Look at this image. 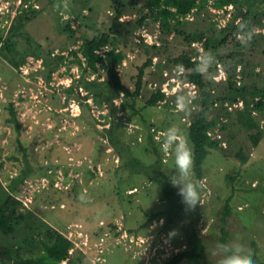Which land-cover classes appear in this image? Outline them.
<instances>
[{
  "label": "rangeland",
  "instance_id": "374dc122",
  "mask_svg": "<svg viewBox=\"0 0 264 264\" xmlns=\"http://www.w3.org/2000/svg\"><path fill=\"white\" fill-rule=\"evenodd\" d=\"M144 2L0 0V184L29 172L17 195L23 226L10 236L0 233V242L20 245L27 235L39 239L41 228L33 222L40 226L42 221L71 242L69 259L61 264H164L189 248L195 234L209 264H219L224 227L229 246L263 263L264 112L253 111L258 128L247 130L235 115L244 100L226 96L231 82L264 86V26L255 25L252 34H259L245 40L234 31L241 19L237 10L210 5L200 15L190 13L178 26L182 32L165 35L149 17L136 26L147 12L141 11ZM200 31L220 34L223 41L206 48L205 39H187ZM106 33L125 52L117 70L132 91L140 68L152 59L144 67L139 96L117 90L105 70H91L78 51L84 36ZM240 49L244 62L222 61L221 56ZM182 53L212 57L204 75L213 98L208 117L217 121L210 134L219 140L203 162L200 203L194 207L170 182L172 153L159 149L171 125L194 153L188 127L200 96L194 84L173 71V59ZM158 90L166 98L150 105ZM181 93L191 100L187 115L175 107ZM257 130L261 137L254 144L251 136ZM130 157L146 166L161 160L152 175L166 176L173 196H166L164 185L148 174L131 173L126 167ZM191 177L196 180L193 168Z\"/></svg>",
  "mask_w": 264,
  "mask_h": 264
},
{
  "label": "trees",
  "instance_id": "16d2710c",
  "mask_svg": "<svg viewBox=\"0 0 264 264\" xmlns=\"http://www.w3.org/2000/svg\"><path fill=\"white\" fill-rule=\"evenodd\" d=\"M214 6L216 8H224L231 5L235 8L239 15H241L240 22H238L234 31L241 33L238 30V25L243 22H247L248 29L253 32L255 25L264 26V0H145L142 5L141 11L146 9V13L143 12L141 18L138 20L136 26L145 22L146 18H152L154 22L159 23L160 31L165 35L171 33L174 30H178L185 22V19L190 13L200 15L206 11L208 6ZM145 13V14H144ZM119 15L121 13L119 12ZM238 15H235V18ZM185 20V21H184ZM135 26V27H136ZM179 26V27H178ZM70 32L74 35L76 31L71 29ZM178 32H182L181 29ZM259 34V33H258ZM253 33L252 35L257 36ZM219 35L206 36L205 32H194L188 34V40H204V45L208 48L211 42L220 43L223 40L219 39ZM253 37V36H252ZM236 39V38H235ZM0 41L2 36L0 35ZM82 44L78 51L81 53L84 62L91 70H97L102 68L105 70L109 82L119 91L125 95L139 96L142 89V82L144 77V67L151 64L150 58L139 70L136 88L132 91L126 86L121 77L118 74L117 67L120 65L124 58L125 52L119 50L116 47V39L110 34H102L94 37L84 36L82 38ZM102 51V53H100ZM77 53V51H76ZM244 53L240 50H235V53L228 54L227 56H221L222 61L229 58H238V62H244ZM237 60L234 61L232 69L237 67ZM79 62H83L78 60ZM199 61L198 58L182 53L181 55L173 59V63L177 66L180 65L184 72L179 77L182 80L194 84L199 92L200 102L198 106V112L191 118L188 127V136L191 140L194 148L193 153V172L196 180H199L203 176L202 165L209 153V148L216 147L219 140H215L210 130L216 125L215 120L209 119L208 112L213 105L212 92L210 90V82L206 79L204 73L201 74L195 71V65ZM243 73L244 70H242ZM229 94L226 96L231 100L240 97L244 100V108L235 112L237 115L238 124L245 127L247 130L253 131L258 128V122L253 115V111L264 112V86L259 87L257 84H244L241 87H236L234 82L229 83ZM166 98V94L161 90L156 91L148 103L155 105L159 101ZM229 113V112H227ZM16 127L18 129V123ZM224 127V125H222ZM261 134L259 130L251 136L253 143L258 144ZM243 161H246V156L240 154ZM2 164H0L1 168ZM126 167L131 173H146L149 178L155 182L164 185L166 196H173L172 189L169 183H166V176L152 175L160 170L161 160H158L155 165L146 166L138 158L130 157L126 161ZM29 176V172H25L19 176L13 178L7 186L0 184V233L3 236H10L15 234L23 226V214L20 212L21 202L17 198L19 194V185ZM228 215V208L225 212ZM224 219V218H223ZM28 220V219H26ZM29 221V220H28ZM30 223L32 221H29ZM33 222L35 226L41 228V232L38 234L39 239L35 236H25L20 245L16 244H4L0 242V264H61L62 261L69 259V250L71 248V242L57 229L48 225L45 222L38 221ZM32 231L37 227L30 226ZM18 229V230H17ZM44 235V237H40ZM228 232L222 227L221 241L223 244H227ZM190 247L176 253L164 264H179L183 260H188L190 264H209L206 260L205 245L202 240L193 235L189 239ZM250 264H264L258 261L257 258H247ZM69 264V263H68ZM71 264V263H70Z\"/></svg>",
  "mask_w": 264,
  "mask_h": 264
},
{
  "label": "clouds",
  "instance_id": "9594fccd",
  "mask_svg": "<svg viewBox=\"0 0 264 264\" xmlns=\"http://www.w3.org/2000/svg\"><path fill=\"white\" fill-rule=\"evenodd\" d=\"M238 28L244 34L245 40L251 39L252 32L248 29L247 22L240 23ZM211 63V55L206 54L196 63L195 71L203 74L208 70ZM173 71L179 76L182 75L183 69L180 65H177ZM190 102V98L185 94L176 95V110L187 115ZM162 135L163 139L160 141L159 149L164 154L171 152L174 161L170 182L174 187H177L178 194L183 202L189 207H194L197 203H200L202 185L199 180H194L191 177L193 164L191 145L175 126L170 125ZM218 248L223 253V259L219 261V264H250V261L242 255V250L239 247L221 243Z\"/></svg>",
  "mask_w": 264,
  "mask_h": 264
}]
</instances>
